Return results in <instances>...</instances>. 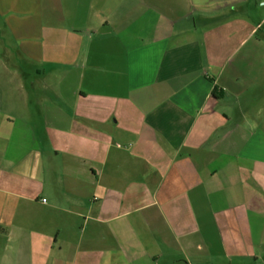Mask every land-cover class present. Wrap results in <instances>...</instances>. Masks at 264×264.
I'll list each match as a JSON object with an SVG mask.
<instances>
[{
	"label": "crops",
	"instance_id": "0c3cea01",
	"mask_svg": "<svg viewBox=\"0 0 264 264\" xmlns=\"http://www.w3.org/2000/svg\"><path fill=\"white\" fill-rule=\"evenodd\" d=\"M0 264H264V0H0Z\"/></svg>",
	"mask_w": 264,
	"mask_h": 264
},
{
	"label": "built area",
	"instance_id": "2783aa9c",
	"mask_svg": "<svg viewBox=\"0 0 264 264\" xmlns=\"http://www.w3.org/2000/svg\"><path fill=\"white\" fill-rule=\"evenodd\" d=\"M42 202H43V203H45V202H46V200L44 199V200H42Z\"/></svg>",
	"mask_w": 264,
	"mask_h": 264
}]
</instances>
